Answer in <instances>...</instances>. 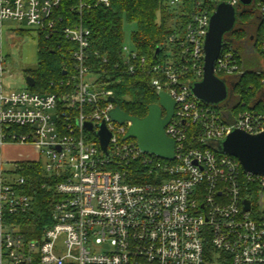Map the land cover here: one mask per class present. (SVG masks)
Segmentation results:
<instances>
[{
  "label": "built area",
  "instance_id": "obj_1",
  "mask_svg": "<svg viewBox=\"0 0 264 264\" xmlns=\"http://www.w3.org/2000/svg\"><path fill=\"white\" fill-rule=\"evenodd\" d=\"M61 3L0 0V264H264V177L245 172L235 157L217 149L233 130L263 133L264 111L245 103L227 111L191 91L204 76L212 0H197L183 33L169 35L165 60L148 68L145 57L123 46L126 71L149 72L156 95L166 93L176 104L165 129L175 143L172 160L125 140L131 122L113 121V92L90 66L91 31L59 27ZM168 3L175 8L180 0ZM255 8L264 16L262 2ZM5 20L47 38L61 34L75 45L73 73L55 84L62 91L5 86L12 77L3 53ZM260 45L264 59V37ZM245 73L240 56L225 44L216 76ZM101 124L111 135L106 152L97 136ZM17 144L30 145L39 159H4V148ZM32 165L53 180L58 196L41 238L27 237L14 219L32 208L25 191L29 176L21 173Z\"/></svg>",
  "mask_w": 264,
  "mask_h": 264
},
{
  "label": "trees",
  "instance_id": "obj_2",
  "mask_svg": "<svg viewBox=\"0 0 264 264\" xmlns=\"http://www.w3.org/2000/svg\"><path fill=\"white\" fill-rule=\"evenodd\" d=\"M105 6L101 0H62L56 17L59 27L81 25L91 31L88 50L92 70L100 73L103 86L113 92V102L126 114L137 119L148 115V107L158 103V96L151 87L152 74L131 75L126 71L124 61V23L136 25L132 45L139 56L145 57L147 67L165 60L169 35L182 32L195 12L197 0H180L175 8L170 0H108ZM208 1V0H204ZM226 0H212V8ZM262 2L261 0H255ZM82 6V7H81ZM256 9V8H255ZM258 10V9H257ZM259 12L255 26L245 25V18L251 13L239 16L235 29L228 35L232 39L255 43L257 47L264 37V16ZM38 69L27 74L35 80L30 91L37 94H53L62 91L55 84L67 79L73 73L71 51L75 45L63 35L47 38L39 34ZM254 36V39L252 37ZM240 56L231 40L225 38ZM159 49V50H158ZM66 72V74H64ZM264 75L245 73L231 80L230 96L219 108L237 111L243 103L250 109L264 111ZM226 85L225 77L219 75ZM59 87V86H58ZM22 174L29 176L25 191L31 196L32 208L14 219L20 224L22 233L29 238H41L45 228L51 225V213L58 200L53 180L43 174L40 165H32Z\"/></svg>",
  "mask_w": 264,
  "mask_h": 264
},
{
  "label": "water",
  "instance_id": "obj_3",
  "mask_svg": "<svg viewBox=\"0 0 264 264\" xmlns=\"http://www.w3.org/2000/svg\"><path fill=\"white\" fill-rule=\"evenodd\" d=\"M238 1L243 7H250L254 3V0ZM244 13L245 11L238 13L236 6L228 2H220L210 16L204 41V76L202 81L191 85L193 95L207 105L220 106L230 96L226 83L216 76L215 66L226 44L225 38L235 29L239 16ZM26 84L33 88L35 80L27 76ZM175 106L174 100L162 92L158 95V103L148 107V115L143 119L129 116L118 106L112 111L111 117L120 124L131 122L125 140H136L143 153L172 160L175 155V143L167 137L165 129L174 115ZM85 129L93 130L90 124H86ZM97 136L106 152L111 135L105 124H101ZM217 149L223 154L235 157L245 172L264 177V132L250 135L241 130H233L218 144ZM244 205V210L249 211L250 203L245 201Z\"/></svg>",
  "mask_w": 264,
  "mask_h": 264
},
{
  "label": "rangeland",
  "instance_id": "obj_4",
  "mask_svg": "<svg viewBox=\"0 0 264 264\" xmlns=\"http://www.w3.org/2000/svg\"><path fill=\"white\" fill-rule=\"evenodd\" d=\"M253 6L255 7V3H253ZM136 28L135 24L124 23V43L129 49L133 47L132 35L136 32ZM34 31V28L18 22L3 21V53L6 56L7 64L12 74V77L5 79L4 84L11 90L27 89V73L38 69L39 36ZM259 38L258 40L256 39L255 43L251 44L244 39L235 40L230 36L226 37L227 40L232 41L234 47L239 51L242 70L251 74L264 75V59L261 54V45L257 47ZM166 55L170 56L171 52H166ZM235 77L228 76L224 78L229 91H231V80ZM92 78L96 79V77ZM3 158L7 161H21L23 159L35 161L39 159V155L30 145L22 146L17 144L5 147Z\"/></svg>",
  "mask_w": 264,
  "mask_h": 264
},
{
  "label": "flooded vegetation",
  "instance_id": "obj_5",
  "mask_svg": "<svg viewBox=\"0 0 264 264\" xmlns=\"http://www.w3.org/2000/svg\"><path fill=\"white\" fill-rule=\"evenodd\" d=\"M236 8H237L238 13H240L242 11H245V13H251L252 16L251 17L247 16L245 18L246 21L244 23H245V25L255 26L260 15H259L258 10L255 9V7L253 5L250 7H243L240 3H238V5H236ZM238 20H239V18H238ZM258 38H259V35H256L257 40H258ZM252 39H254V36L252 37ZM163 116H165V113L163 114Z\"/></svg>",
  "mask_w": 264,
  "mask_h": 264
}]
</instances>
